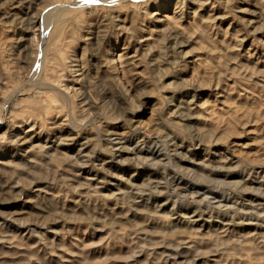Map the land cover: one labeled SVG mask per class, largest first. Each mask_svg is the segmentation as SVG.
<instances>
[{
    "label": "rangeland",
    "instance_id": "rangeland-1",
    "mask_svg": "<svg viewBox=\"0 0 264 264\" xmlns=\"http://www.w3.org/2000/svg\"><path fill=\"white\" fill-rule=\"evenodd\" d=\"M0 264H264V0H0Z\"/></svg>",
    "mask_w": 264,
    "mask_h": 264
},
{
    "label": "bare ground",
    "instance_id": "bare-ground-1",
    "mask_svg": "<svg viewBox=\"0 0 264 264\" xmlns=\"http://www.w3.org/2000/svg\"><path fill=\"white\" fill-rule=\"evenodd\" d=\"M115 136L116 135H114V134H111V135H109L108 136V138H109V140H114V138H115ZM120 140V139H119ZM108 141V140H107ZM110 142V141H109ZM112 142V141H111ZM116 143V142H115ZM114 144V143H113ZM148 144V143H147ZM153 144V143H152ZM145 144H136V146H138L137 148H134V149H131L130 150V152H129V154L131 153L132 154V156H134L135 158H137V159H139V160H147L148 159V157L150 156V155H152V154H154L155 152H156V150L154 149V147L153 146H149L148 147V145L147 146H144ZM159 147V146H158ZM121 148V147H120ZM119 148V149H120ZM133 148V147H132ZM157 148V147H156ZM160 150V149H159ZM159 150H158V152H159ZM149 152H151L152 154H150ZM148 154H150V155H148ZM155 155H157V154H155ZM137 159H135V160H137ZM152 159V158H151ZM158 163V162H157ZM169 180V179H168ZM156 186V189H157V185H155ZM169 188V187H168ZM147 189H149V188H147ZM147 191V190H146ZM153 191V190H152ZM150 192V191H149ZM158 192H160V191H158ZM141 193V192H140ZM157 193V192H156ZM150 196V195H149ZM224 206V205H223ZM231 210V209H230Z\"/></svg>",
    "mask_w": 264,
    "mask_h": 264
}]
</instances>
